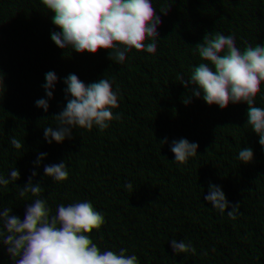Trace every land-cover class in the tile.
Here are the masks:
<instances>
[{
  "label": "trees",
  "instance_id": "16d2710c",
  "mask_svg": "<svg viewBox=\"0 0 264 264\" xmlns=\"http://www.w3.org/2000/svg\"><path fill=\"white\" fill-rule=\"evenodd\" d=\"M9 229L0 264H264V0H0Z\"/></svg>",
  "mask_w": 264,
  "mask_h": 264
},
{
  "label": "clouds",
  "instance_id": "9594fccd",
  "mask_svg": "<svg viewBox=\"0 0 264 264\" xmlns=\"http://www.w3.org/2000/svg\"><path fill=\"white\" fill-rule=\"evenodd\" d=\"M185 12L186 9L184 7H177V18L184 16ZM85 120L105 140L118 131L110 111L96 109L92 113L87 114ZM183 183L182 178L179 176L173 179L169 188L172 203L169 204L166 217L171 230L180 234L190 227L193 220V210L188 203L184 202V197L181 194ZM0 246H3L9 255H22L27 250V244L22 242V237L12 229L4 233Z\"/></svg>",
  "mask_w": 264,
  "mask_h": 264
}]
</instances>
